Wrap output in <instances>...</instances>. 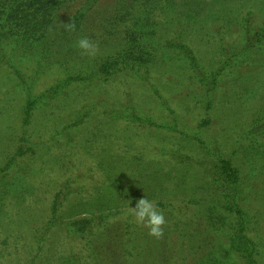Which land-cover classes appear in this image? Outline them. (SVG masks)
<instances>
[{
	"label": "rangeland",
	"instance_id": "1",
	"mask_svg": "<svg viewBox=\"0 0 264 264\" xmlns=\"http://www.w3.org/2000/svg\"><path fill=\"white\" fill-rule=\"evenodd\" d=\"M133 3L134 0H98L89 12L85 26L99 21L106 10H113L116 4L127 9ZM152 3L155 11L151 21L153 38L164 44L165 40L179 36L204 65L217 57L220 40L231 41L234 45L243 41L239 24L246 13H251L250 24L264 23V0H173L166 3L154 0ZM73 8L64 12L63 21ZM73 37L79 40L84 36ZM114 46L117 48L120 43ZM166 46H160L161 57L150 69L148 80L134 77L129 72L73 87L45 109L35 110L27 132L21 122L25 94L15 87L9 72L0 66V160L24 144L21 138L37 145L32 150L33 155L26 151L23 156L15 153L11 156L14 167L6 172L3 180L8 183L9 178L12 186L9 187L11 195L0 202L4 205L0 208V234L10 233L26 242L19 254H25L35 239L46 237L49 247L63 242L78 248L79 239L75 230L71 231L74 226L67 225L68 220L93 212L94 216H108L102 220L124 224L129 206H134L142 197L153 200L156 206L163 204L166 210L173 208L178 216H195L193 226L196 227L195 222L202 225L206 209L202 196L212 194L211 198H216L217 193L206 183L207 177L197 162L204 150L195 138L216 141L222 155L233 157L244 184L251 189L245 205L254 213L264 214V128L260 132L246 133L253 117L257 116L264 125V49L258 48L228 69L213 92L211 108L203 110L192 97L195 82L188 77L189 68L173 48ZM113 48L99 44L96 52L106 53ZM37 50L38 46L26 44L18 49L22 55L26 53L18 67L27 77L36 72L34 53ZM60 77L57 65L36 74L33 93L38 94L54 85ZM161 97L163 101H160ZM93 102L99 104L92 116L73 123L77 119L73 112ZM128 104L135 105L136 112L152 115L153 121L112 119L108 111L104 112L107 109L122 110ZM167 106L173 113L166 111ZM175 115L178 121H173ZM204 118H208L209 123L199 127ZM163 123L170 124V128L158 127ZM59 128L64 130H57ZM55 134L58 135L53 138ZM42 162L52 165L51 169L48 167L41 173ZM108 173L116 174L117 178L105 176ZM33 174L34 180L30 177ZM77 178L82 182L77 183L84 186L89 178L86 185L89 195L73 200L71 210L66 211L69 204H65V211L60 213L53 229L46 228V200L40 201L27 193L15 195V188L20 185L24 189L32 184L40 185V188L52 187L63 184L66 179L75 181ZM95 182L102 185L92 191ZM88 202L100 207L90 211ZM157 208L161 212L164 210ZM177 217L165 224L171 238L179 232L175 231ZM129 221L133 225L130 229L143 225L137 223L134 216ZM263 222L259 231L264 228ZM51 262L49 257L39 264Z\"/></svg>",
	"mask_w": 264,
	"mask_h": 264
},
{
	"label": "trees",
	"instance_id": "2",
	"mask_svg": "<svg viewBox=\"0 0 264 264\" xmlns=\"http://www.w3.org/2000/svg\"><path fill=\"white\" fill-rule=\"evenodd\" d=\"M96 1L98 0H0V66L9 72V79L13 81L15 87L25 94L26 98L21 104L24 132H27L35 110L45 109L49 103L67 94L73 87L86 86L98 80H109L116 75L129 72L134 77L148 80L150 69L161 57L159 54L161 45L173 48L187 65L190 71L188 77L195 82L192 97L203 110H208L214 100L213 92L222 83L225 72L251 52L258 48L264 49V23L250 24L251 13L248 12L239 24L243 41L234 45L231 41L220 40L217 57L204 65L179 36L165 40L166 45L159 44L153 38L154 31L151 28L153 29L154 24L151 21L153 14L155 15L152 8L154 0H134L127 9L116 4L113 10H106L99 21H92L89 27H86L89 12ZM160 1L166 3L173 0ZM72 8L74 10L63 21L64 12ZM74 35L87 37L96 45L105 44L114 48L106 53L98 51L94 55H89L78 47V40L73 37ZM116 43H120L117 48L114 46ZM24 44L38 46L34 53L36 72L31 77L25 76L18 67L19 61L26 55L18 51ZM55 65L61 71V77L54 85L34 94L32 85L36 74L43 73ZM160 101H163L162 97ZM96 104L99 103L93 102L89 106L76 109L73 115L77 119L72 122L88 120L95 111ZM122 108L107 109L104 112L108 111L112 119L131 122L153 121V116L149 113L136 112L135 105L128 104ZM166 111L173 113L168 106ZM173 121H178L176 115ZM208 123V118H204L200 121L199 127ZM158 125L170 128V124ZM262 128L264 125L256 116L252 118L246 133L260 132ZM57 130L63 131L64 128ZM56 135L58 134L53 138ZM195 139L204 150L197 158V162L204 170L206 183L213 187L215 194L217 193L216 198H211L212 194L210 197L202 196V201L206 205L203 215L205 223L202 225L198 226L195 222L194 227L192 220H196L195 216H178L173 208L166 210V206L159 203L157 206L164 208L162 213L165 224L178 216V227L175 231L179 232L171 238V235H168L170 230L164 224L163 234L156 237L149 233L148 228H141L144 225L130 229L133 226L129 221L133 216L130 211H127L124 224L112 223L113 221L109 219L102 220L108 216H94L93 212H89L85 216L68 220L67 223L74 226L71 231L75 230L79 239L78 248L63 242L56 247H49L46 244L47 237L34 240V235L31 234L33 245L28 246L25 254L22 252L19 254L21 246L26 245V242L19 236H11L10 233L0 234V264H39L49 257L52 258L51 264H264L262 235L264 228L260 231L258 229L263 222L264 214L254 213L245 205L251 189L244 184L239 168L232 161L233 157L222 155L219 148L217 150L216 141L205 142L200 138ZM21 140L24 144H29H20L14 150L15 155L23 156L26 151L33 155L32 150L37 145L25 138ZM13 154L0 160V202L11 195L9 188L12 186L11 180L8 178V183L3 180L6 172L13 170L11 158ZM41 165L39 169L41 173L52 167L46 162H42ZM105 176L117 178L113 173ZM30 177L34 180V174ZM88 179L85 180V186L77 183H82L78 178L75 181L66 179L63 184H55L52 187L40 188V185L32 184L24 189L23 185H20L15 188V195L27 193L40 201L46 200L45 210H48V214L45 213L46 228L53 229L60 213L65 211L63 210L65 204H69L66 211L71 210L73 200L78 196L89 195ZM101 185V182L99 185L95 182L92 191ZM128 191L131 192L130 189ZM87 205L90 211L100 207H94L91 202ZM3 206L0 205V208ZM67 233L69 231L65 232L66 235Z\"/></svg>",
	"mask_w": 264,
	"mask_h": 264
},
{
	"label": "clouds",
	"instance_id": "3",
	"mask_svg": "<svg viewBox=\"0 0 264 264\" xmlns=\"http://www.w3.org/2000/svg\"><path fill=\"white\" fill-rule=\"evenodd\" d=\"M78 47L89 55H94L96 52V44L87 37H82L78 40ZM129 211L137 223L143 224L148 228L151 235L159 237L163 234V225L166 223L165 217L158 210L153 200L142 197L134 206H129Z\"/></svg>",
	"mask_w": 264,
	"mask_h": 264
}]
</instances>
